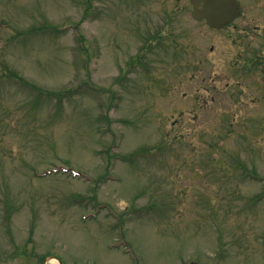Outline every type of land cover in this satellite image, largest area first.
I'll list each match as a JSON object with an SVG mask.
<instances>
[{
    "label": "rangeland",
    "instance_id": "rangeland-1",
    "mask_svg": "<svg viewBox=\"0 0 264 264\" xmlns=\"http://www.w3.org/2000/svg\"><path fill=\"white\" fill-rule=\"evenodd\" d=\"M253 1L0 0V264H264Z\"/></svg>",
    "mask_w": 264,
    "mask_h": 264
},
{
    "label": "water",
    "instance_id": "water-1",
    "mask_svg": "<svg viewBox=\"0 0 264 264\" xmlns=\"http://www.w3.org/2000/svg\"><path fill=\"white\" fill-rule=\"evenodd\" d=\"M194 4V17L207 19L213 28H223L239 15L237 0H191Z\"/></svg>",
    "mask_w": 264,
    "mask_h": 264
},
{
    "label": "flooded vegetation",
    "instance_id": "flooded-vegetation-1",
    "mask_svg": "<svg viewBox=\"0 0 264 264\" xmlns=\"http://www.w3.org/2000/svg\"><path fill=\"white\" fill-rule=\"evenodd\" d=\"M261 1H263V0H260L259 2L253 1V3L250 4V9H253L254 7H256V13H248V14L259 15L262 17V19L264 21V4H261ZM259 27H260L259 25H255L256 29L257 28L259 29ZM245 33L247 34V32H245ZM263 40H264V31H263ZM243 42H244V40H243ZM262 44H264V43L262 42ZM243 52H244V50H243ZM245 52H246V49H245ZM245 52H244V60H243V72H247L248 71L247 67L251 66V62L248 60V57H247ZM263 65H264V63H263Z\"/></svg>",
    "mask_w": 264,
    "mask_h": 264
}]
</instances>
